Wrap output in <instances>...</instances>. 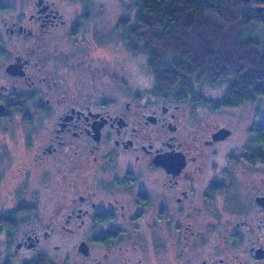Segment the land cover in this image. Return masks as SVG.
<instances>
[{
	"label": "flooded vegetation",
	"instance_id": "af4514ba",
	"mask_svg": "<svg viewBox=\"0 0 264 264\" xmlns=\"http://www.w3.org/2000/svg\"><path fill=\"white\" fill-rule=\"evenodd\" d=\"M90 1L0 0V134L24 156L0 202V264H264L260 195L255 222L236 159L212 160L233 130L201 102L140 91L132 23H98Z\"/></svg>",
	"mask_w": 264,
	"mask_h": 264
},
{
	"label": "trees",
	"instance_id": "16d2710c",
	"mask_svg": "<svg viewBox=\"0 0 264 264\" xmlns=\"http://www.w3.org/2000/svg\"><path fill=\"white\" fill-rule=\"evenodd\" d=\"M127 44L149 55L157 93L215 109L264 98V0H134ZM226 83L212 101L203 83ZM248 159L264 161V115Z\"/></svg>",
	"mask_w": 264,
	"mask_h": 264
},
{
	"label": "rangeland",
	"instance_id": "374dc122",
	"mask_svg": "<svg viewBox=\"0 0 264 264\" xmlns=\"http://www.w3.org/2000/svg\"><path fill=\"white\" fill-rule=\"evenodd\" d=\"M92 1L93 2L90 1V6L95 9V14L98 16V23H109V26H112L114 23H120V21L127 19L129 17L128 14L133 16L135 13V8L130 12L133 6V0ZM101 3H104L103 7H101ZM76 7L79 9L83 8L82 5H76ZM129 49L139 53L126 61V66L130 68L128 75L129 80L139 85L141 87L140 91L142 92L150 93V91L153 90L157 92V78L155 71L150 66L149 55L138 49L130 48L126 43L125 53H128ZM226 85V83L211 85L206 82L203 83L201 91L206 99L216 101L223 96ZM168 98L175 99L173 95H170ZM159 100H162V98H159ZM200 104L201 106L203 105V107L200 108V112H203V116L207 121L218 125L225 124L233 130L231 136L226 141L213 146L217 156L212 157V160L219 162L223 169L227 166L231 155L236 159L235 182L237 198H239L237 201H241L242 204L248 202V209H252L253 211V220L255 222H260V217H263V215L257 213V209L255 208V196H264V161L246 160V155L250 152L249 149L251 146L253 144L256 145L255 140H257V135L255 133V124L257 120L264 115V98L254 104L245 103L234 107H224L220 110L213 107L210 108L202 104V102ZM210 106L212 105L210 104ZM0 137H7V140H4V142L9 143L8 151L11 150V152H5L4 157H2L8 161L6 170L0 168V191L2 194L0 195V202L5 200L9 208L15 200L9 198V193L20 179V177H16L15 165L18 160H23L24 156L22 149L18 148L20 147L19 144L8 140V138L11 137L9 132L0 134ZM257 148H259V146H256V149ZM8 163L13 164L10 166ZM252 198H254L253 202ZM238 210L240 211L241 209ZM229 216L232 217L231 214ZM262 232L264 233V229Z\"/></svg>",
	"mask_w": 264,
	"mask_h": 264
},
{
	"label": "water",
	"instance_id": "95a60500",
	"mask_svg": "<svg viewBox=\"0 0 264 264\" xmlns=\"http://www.w3.org/2000/svg\"><path fill=\"white\" fill-rule=\"evenodd\" d=\"M230 130L228 128H221L216 133H214L215 139H220L228 136L230 134ZM258 202L264 206V196L258 197Z\"/></svg>",
	"mask_w": 264,
	"mask_h": 264
}]
</instances>
